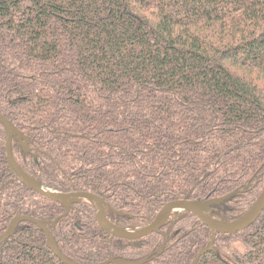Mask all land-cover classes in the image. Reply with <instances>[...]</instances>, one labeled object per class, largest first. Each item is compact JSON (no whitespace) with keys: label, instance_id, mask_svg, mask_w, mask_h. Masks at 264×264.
I'll use <instances>...</instances> for the list:
<instances>
[{"label":"trees","instance_id":"16d2710c","mask_svg":"<svg viewBox=\"0 0 264 264\" xmlns=\"http://www.w3.org/2000/svg\"><path fill=\"white\" fill-rule=\"evenodd\" d=\"M0 112L27 136L28 151L12 141L23 171L51 191L100 194L121 228L231 192L212 216L238 219L264 191V0H0ZM6 140L0 121V237L18 213L66 212L18 178ZM96 213L83 198L50 225L67 258L193 264L210 244L189 211L136 241L106 233ZM46 239L20 222L0 264H67ZM215 249L197 264H264V212Z\"/></svg>","mask_w":264,"mask_h":264},{"label":"water","instance_id":"95a60500","mask_svg":"<svg viewBox=\"0 0 264 264\" xmlns=\"http://www.w3.org/2000/svg\"><path fill=\"white\" fill-rule=\"evenodd\" d=\"M0 121L4 124L7 131V142H6V154L8 163L11 166L12 170L16 173L18 178L25 183L28 187L37 191L38 193L54 200L60 202L65 208L66 212L62 216H67L70 212L72 204L79 202L81 199L86 198L93 202L96 206V220L100 227L108 234L114 237L127 239V240H141L154 232L160 231L170 219L174 211L184 210L185 212L189 211L197 215L210 229V244L208 247L204 248L196 256L193 264H197L200 257L206 252L214 250L218 256L220 252L215 249V238L218 234H235L243 230L248 229L252 224H254L264 212V191L254 206L242 217L235 219L233 221H222L214 218L212 216L213 206L221 204L225 200L229 199L234 195L235 192H231L222 197L210 198L207 200H194L188 198H182L178 200L170 201L162 206L158 211L155 218L151 221L150 224L141 228L139 230H127L115 225L107 216V202L105 199L98 193L91 191H74L69 193H60L56 191L49 190L43 183L36 180L25 171H23L18 164L13 155L12 151V141L13 138L17 137L20 140V143L26 151L29 150L28 145L26 144L27 136L18 129V127L12 123L8 118H6L0 112ZM60 216V217H62ZM56 218L53 221H44L38 219L31 215L26 214H16L9 222L7 230L0 237V244L4 241L11 238L16 231V226L22 221H31L37 223L42 230L46 233L47 239L46 243L49 248L65 263L67 264H85L80 262H75L67 258L59 249L50 227L54 226L60 219ZM51 225V226H50ZM168 238H166V241ZM163 247L158 250V253H162ZM149 258H145L140 261L125 259V258H109L107 261L94 264H147Z\"/></svg>","mask_w":264,"mask_h":264},{"label":"flooded vegetation","instance_id":"af4514ba","mask_svg":"<svg viewBox=\"0 0 264 264\" xmlns=\"http://www.w3.org/2000/svg\"><path fill=\"white\" fill-rule=\"evenodd\" d=\"M4 125V124H3ZM5 127V126H4ZM6 129V128H5ZM6 133H7V131H6ZM20 141V140H19ZM6 142H7V140H6ZM21 144V143H20ZM22 145V144H21Z\"/></svg>","mask_w":264,"mask_h":264}]
</instances>
